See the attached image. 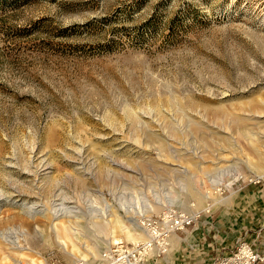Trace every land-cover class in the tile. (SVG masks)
I'll list each match as a JSON object with an SVG mask.
<instances>
[{
  "label": "rangeland",
  "instance_id": "obj_1",
  "mask_svg": "<svg viewBox=\"0 0 264 264\" xmlns=\"http://www.w3.org/2000/svg\"><path fill=\"white\" fill-rule=\"evenodd\" d=\"M252 186L264 0H0V264H98L147 237L124 206L200 219Z\"/></svg>",
  "mask_w": 264,
  "mask_h": 264
},
{
  "label": "crops",
  "instance_id": "obj_2",
  "mask_svg": "<svg viewBox=\"0 0 264 264\" xmlns=\"http://www.w3.org/2000/svg\"><path fill=\"white\" fill-rule=\"evenodd\" d=\"M239 241L264 248V189L240 188L213 212L171 235L169 253L149 264H213Z\"/></svg>",
  "mask_w": 264,
  "mask_h": 264
},
{
  "label": "built area",
  "instance_id": "obj_3",
  "mask_svg": "<svg viewBox=\"0 0 264 264\" xmlns=\"http://www.w3.org/2000/svg\"><path fill=\"white\" fill-rule=\"evenodd\" d=\"M260 183L261 179L255 180ZM198 216L168 208L160 215H145L141 219L147 237L138 243H114L106 247L98 259V264H149L165 257L171 247V235L193 226ZM74 264H88L81 260ZM213 264H264V248L239 241L229 256L217 259Z\"/></svg>",
  "mask_w": 264,
  "mask_h": 264
},
{
  "label": "bare ground",
  "instance_id": "obj_4",
  "mask_svg": "<svg viewBox=\"0 0 264 264\" xmlns=\"http://www.w3.org/2000/svg\"><path fill=\"white\" fill-rule=\"evenodd\" d=\"M237 121L239 122L241 120H237ZM236 173H237V171H236V167L234 165H230V166H227V167H224V168H220L219 171H217L212 176L211 183H212V185L214 187H217V186L221 185L225 181L227 176L231 177L232 180L235 179L236 175H237ZM185 188L187 189V192H188L189 185H188V187L184 186V189ZM197 193L199 194L201 199H203L205 201H209V200L212 199V195L209 192H202L201 193L198 190ZM104 202H106V205L104 206V208H100V209L94 210V211L96 212V214H97L96 216L98 218L111 221V219H112L111 217L115 216L116 214H115L114 209L112 208V206L110 204H108L105 199H104ZM165 203H167L168 205H173L174 201L170 198L169 195H167ZM123 210H124V212L127 215H129L130 220L132 221V223L134 225H136L138 228L142 229V231H144L142 225H139V224L136 223V218L137 217H141L142 218L143 216H145V215H147L149 213L147 205L146 204L142 205V204H140V202H138V203H134V204H131V205L124 206ZM69 213H71V212L68 211V208L55 207V209H54L55 219H59L63 215H70ZM75 217H77V216H75ZM144 234L146 235L145 231H144ZM3 238L5 240H7L8 242L13 243L16 246L18 244L16 240H11L8 235H3ZM115 241H116L115 243H120V241H118L117 239ZM63 245H65V242H63ZM17 247H19V245Z\"/></svg>",
  "mask_w": 264,
  "mask_h": 264
}]
</instances>
